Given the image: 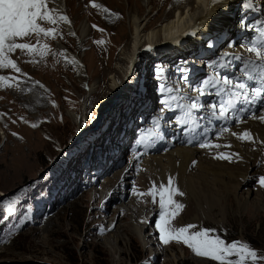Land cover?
<instances>
[{
    "label": "rangeland",
    "instance_id": "rangeland-1",
    "mask_svg": "<svg viewBox=\"0 0 264 264\" xmlns=\"http://www.w3.org/2000/svg\"><path fill=\"white\" fill-rule=\"evenodd\" d=\"M239 1L238 4L245 2ZM146 2L66 0L63 13L69 16L71 24L59 25L63 35L56 40H42L49 43L52 53L43 59L19 50L13 54L27 76L14 70H0V75L19 76L20 81L18 87L0 88V114H4L8 135L6 140L0 133V264H142L150 253L158 252L159 247L167 249L166 254L156 261L151 260L152 264H215L195 256L182 243L164 245L159 241L158 230L154 227L158 219V201L154 205L150 197L139 196L146 201L145 204L138 201V209L145 211L147 205L152 209L151 212L147 210L143 221L134 217L128 221L144 227L146 235L153 232V241L159 246L144 249L136 236H126L120 245L112 247L103 242L106 235L102 229L108 226L102 228L99 223L106 216L110 221L114 217L110 211L114 213L116 205L126 206L125 203L132 199V181H135L137 191L146 192L139 183L145 159L162 156L172 142L184 149L199 147L191 146L187 140L184 142L181 129L174 124L168 125L167 121L179 113L169 112L163 116L159 132L164 139L158 138L154 124L159 108L155 68L162 66L164 74L172 81L180 77V69H187L191 82L196 83L202 72L205 71L200 79L214 74L211 62H221L226 50L231 49L233 51L230 52H237L239 56L248 54L243 42L245 37L242 35L241 39H244H239L240 32L245 31L240 23L256 24L257 20H264L257 14L251 18L253 6L258 10L264 9V0H247L246 3L251 2L252 7L246 9L241 5L235 12V23L224 36L206 38L196 50L177 57L155 52L147 34L156 30L155 42L167 44L160 30L166 23L176 20L178 15H185L188 9L197 5L198 0H158L153 17L145 20V12L138 16L144 20L143 27L146 26L142 41L145 45L137 50L131 63L129 58L123 59L131 54L136 34L130 25V15L135 14L131 8L136 9ZM93 3L100 7H92ZM176 9L184 11L176 12ZM84 22L90 35L83 42L80 27ZM118 26L119 32L115 30ZM254 33L248 32V36ZM99 40L105 43L97 44ZM28 42L35 43V38ZM209 43L214 46L207 47ZM229 43L236 46L229 48ZM59 46L62 50L58 49ZM63 48L76 53L78 63L68 59ZM116 74L119 78L117 83L114 81ZM29 88L32 91L29 92ZM69 112H76V116L80 113L81 124ZM33 123L38 126L31 127ZM81 128L86 132L75 143ZM141 140L143 143L138 144ZM258 146L239 142L237 150L243 157L239 162L217 160L214 156L221 151L205 149L207 152L203 158L201 155L202 159L231 173V176L224 177L227 187L212 189L207 179L195 176L196 164L191 166L188 175L195 177L189 184L190 194L185 192L184 197H177L186 208L175 221L176 225L196 223L215 228L228 241L249 242L264 254V201L260 202L261 209L253 205L258 195L264 196V188L258 183V177L264 175V154ZM199 148L196 150H202ZM223 152L236 151L224 147ZM140 153L143 155L135 161L138 167L129 177V189L121 187L104 199L97 192L94 197V191H99L104 182L112 181L115 172L127 167L131 156ZM253 157H256V163L252 161ZM155 163H150L154 169L153 180L165 178L167 181V171ZM240 163L248 164L249 170L243 169ZM244 172L247 173L245 183L242 178ZM237 183H241V188H237ZM247 188L253 193L243 208L241 205ZM217 194L219 201L215 199ZM237 198L242 201L241 205ZM9 202L15 209L12 215H7Z\"/></svg>",
    "mask_w": 264,
    "mask_h": 264
},
{
    "label": "snow or ice",
    "instance_id": "snow-or-ice-1",
    "mask_svg": "<svg viewBox=\"0 0 264 264\" xmlns=\"http://www.w3.org/2000/svg\"><path fill=\"white\" fill-rule=\"evenodd\" d=\"M54 3L55 0H0V70H14L19 75L27 76L22 72L18 61L13 58V54L19 50L29 56H39L43 59L52 53L49 43L42 40L47 38L56 40L58 36L63 35L59 25L71 24L68 15L58 7L50 6ZM212 3L217 4V0H212ZM246 6L252 7L251 2ZM92 7L98 8L100 5L93 3ZM105 11L107 12L108 9L105 8ZM113 15L118 16L115 13ZM93 27L97 26L93 25ZM240 27L248 32L257 33L256 37L250 39L246 45L247 52L253 54L255 58L249 57L245 60L243 68L233 65V61L241 60L242 57L232 52L225 53L221 57V62L211 65L214 75L202 78L196 83L191 82L187 69H180V77L172 81L164 74L165 70L162 66L155 68L159 108L154 124L159 139H164V135L159 132L160 120L169 112L179 114L167 121L168 125L174 124L178 129H182L183 134L188 137L189 144L198 140V146L201 149L231 148V145L215 142L224 133L230 131L228 125L235 126L247 118L264 122V21L259 24L241 21ZM99 30L104 31V29ZM186 34L195 36L197 31L193 29ZM33 38L35 43L28 42ZM96 43L103 44L105 41L99 40ZM213 46L211 43L207 45L209 48ZM235 46L234 43L228 45L229 48ZM73 62L78 63L75 58ZM233 66L240 75L216 71L217 68ZM19 83V76L0 75V88L18 87ZM35 83L39 84V81ZM40 86L43 87V85ZM28 91L32 89L29 88ZM207 97L214 99L205 102ZM204 112H207V115H203ZM205 119L209 124L215 121L223 122L215 135H209V129L202 124ZM37 126L35 123L31 124L33 128ZM12 135L18 134L12 133ZM231 135L243 142L256 143L255 136L248 130L242 133L232 131ZM139 143L143 141H138ZM259 143L264 145V140ZM140 155L143 153L138 154L136 159H139ZM214 158L228 162H239L243 159L239 152H218ZM258 183L264 188V175L258 177ZM132 194L151 197L154 205L158 201V219L155 220L154 227L158 230L159 241L164 245L173 242L182 243L195 256L209 259L215 264H264V254H261L249 242L228 241L215 228L202 227L196 223L177 226L175 221L186 208V205L177 197H184L186 194L179 187L176 177L169 175L166 183L157 184L156 181H152L151 187L146 192L137 191L136 183L132 181ZM14 211L13 205L9 202L7 215H12Z\"/></svg>",
    "mask_w": 264,
    "mask_h": 264
},
{
    "label": "bare ground",
    "instance_id": "bare-ground-1",
    "mask_svg": "<svg viewBox=\"0 0 264 264\" xmlns=\"http://www.w3.org/2000/svg\"><path fill=\"white\" fill-rule=\"evenodd\" d=\"M65 1L66 0H55V3L53 6L58 7L63 12L64 7H65ZM157 2L158 0H147L146 3H142L138 5L136 9L131 8L135 14L130 15V25L132 28L136 30V34H135L134 43H133L134 45H133V50L131 51V54L127 55L126 58L122 57L123 59H125V61L129 58V62L132 63L135 60L134 58L136 56L137 50H140V48H142L145 45L143 44L142 41L146 35V34H143L145 33L146 26L143 27L142 23L144 20H141L140 17L138 16L142 14L143 12H145L146 13L145 20L151 16L153 17L154 6L155 4H157ZM239 2H240L239 0H217V4L213 5L212 0H198L197 5L193 8L188 9L185 15H183L182 13V11H184L183 9H176L175 10L176 12L180 11L182 14L178 15L176 17V20L172 19L173 21L166 23V25L163 26L162 30H160L161 32L164 33V36L166 39L164 42L165 43L168 42V43L165 45H162L161 44L162 41H160L161 43L155 42V39H156L155 37L157 34L156 30L155 31L152 30L151 32L147 34L148 41L151 42L153 48H155V52L156 51H159L160 53L166 52V54L169 56L177 57L181 53L185 54L187 52L194 51L196 50V47L200 46L203 40H205L206 38L217 37L220 35L224 36V34L228 32V29H230L235 23V18H236L235 12L239 11V9L241 8V5L242 7L245 6V8L247 9V6H246L247 0H245V2H243L242 4H238ZM188 7H185V8H188ZM162 9H163V6H162ZM116 29L118 32L120 31L119 26L115 28V30ZM193 29L197 31V34L195 36L186 34L188 32H191ZM80 30H81V36H82L83 42L85 40L87 41L88 36L90 35V31L85 22L80 27ZM91 32H92V29H91ZM58 49L62 50V47L59 46ZM63 51H65V53L67 54L68 59L73 60V58H75V61H79L78 60L79 57L77 58L76 53H73L70 50H64V48H63ZM230 51H233V50L231 49L226 50L225 53L230 52ZM245 51L247 53V49ZM209 52L211 53L212 50H210ZM252 56L254 57L253 54ZM118 79H119L118 75L116 74L114 76L115 83L119 81ZM130 88L127 90L129 91ZM70 116L72 118L77 119V121H79V124H81L82 116L80 113L77 114V116H76V112L70 113ZM4 121H5V118L2 115H0V133L3 134V137L7 140L8 135H7V131L5 130ZM246 130L251 131L253 133V135L256 138L255 144H258L261 147L260 151L264 154V145H261L259 143L261 140H264V122H260L259 120H252L251 118L245 119L243 122H241L240 124H236L235 126H230V131L227 133H224V135L215 142L220 143L222 145H231L232 146L230 148L231 150H235L236 152L240 153V151L237 150V148L238 149L240 148L239 142L241 141L238 140L236 137L232 136L231 132L235 131L237 133H242ZM85 132H86V129L84 128L79 129L78 134L76 136V140L77 139L79 140ZM78 140L75 141V143H77ZM245 143L253 144L250 142H245ZM196 149L195 150L189 149V148L184 149L182 148V145L178 146L176 143L172 142L169 145V148L166 150L167 152L166 153L164 152L162 156H157V155L156 157L149 156V158L143 161L142 167H144L143 168L144 170L142 174H140V177H139V181H140L139 183L141 185V188L147 191V189L151 187L152 181H154L153 180L154 176H152L154 169L151 168V164H150L151 162L159 163L160 165L159 164L157 165L161 166L163 170L167 171L168 176L172 175L176 177L179 187L181 188L182 191L186 193L190 192L189 184L192 182V179H194L195 176L197 178L201 177V179L203 178L207 179V182L209 183L210 187L211 188L213 187L212 189H215L218 186L224 187V188L227 187V182L225 181L224 177H227V175L231 176V173L223 170L219 165H212V163L208 162V160L205 161L204 159H202L204 155H206V152H207L205 149L204 150L203 149L196 150ZM223 150H224V147L218 149V151H221V152H223ZM201 155H203L202 158H201ZM136 156L137 155H134V157L131 156L130 163L127 167L115 172V174L112 176L113 178L112 181L104 182V185L100 188L99 191L97 190L94 191V197H96L97 192L99 196L104 199L107 196L110 197V192L115 193L121 187H123L124 190L125 188L129 189L128 187V185H130L129 177L130 175H133L132 171H134V169L138 167L137 164H135V161L138 160L136 159ZM263 158H264V155H263ZM252 161L256 163V157H253ZM194 164H196V167H197V170H196L197 175L193 176L192 178L191 176H189L190 175L189 171H190V167L191 166L193 167ZM243 164L240 163V165L243 166V169L245 168V170H249V166H247L248 164H244V165ZM192 174L194 175V173ZM246 174H247L246 172L242 174L244 183L247 178ZM164 179L163 180L158 179L155 181L157 182V184H159L160 182L166 183L167 181ZM236 185H237V188H241V183H237ZM244 192L247 194L246 198L244 199V202H242L240 199L237 198L239 200L240 205L242 202L241 207L243 208H245V205L249 203V196L251 195V193H253V191L247 188L245 189ZM131 198L132 199H130V201L125 203L126 206H123V204L116 205V211L114 213L113 211H110V213L114 215V217H112L110 221L109 219L106 218L107 216L105 218H101L99 225L102 226V228H104V226H108L106 229H102V231H104V234L106 235V238L103 237V240H104L103 242H106L110 244L112 247H114L116 245L117 246L120 245L122 241L126 239V236L129 238H135L136 236L139 242L141 243V246L144 249H147V248L149 249L153 245L159 246V243H156L155 241H153L155 239V238L153 239L154 237L153 232L151 233L149 232V234L146 235L145 231H143L144 227L133 225L128 221L130 217H134L140 220L141 222L143 221L144 215L148 214L146 213L147 210H149V212H151L152 210L149 205H147V208L145 211L138 209V206H137L138 201H141L145 204V201H146L145 198H139V196L137 195H134ZM215 199L219 201L218 194L215 195ZM262 200L264 201V196L258 195V197L256 198V202H254L253 205L256 208L261 209L260 202ZM211 204L212 206L215 205L213 202ZM119 216H122L121 219L119 218ZM100 217L102 216L100 215ZM123 221L127 223H123ZM166 250L167 249H163L159 247L158 252L150 253L151 255L148 256V259L144 260L142 264H152L151 260L156 261V259L159 258L161 255L166 254ZM162 264H167V262H162ZM201 264L203 263L201 262Z\"/></svg>",
    "mask_w": 264,
    "mask_h": 264
}]
</instances>
